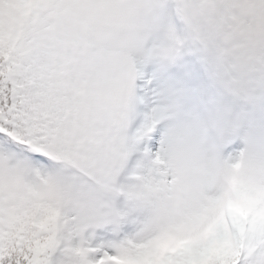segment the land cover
Segmentation results:
<instances>
[{
  "label": "snow or ice",
  "instance_id": "6c2138e0",
  "mask_svg": "<svg viewBox=\"0 0 264 264\" xmlns=\"http://www.w3.org/2000/svg\"><path fill=\"white\" fill-rule=\"evenodd\" d=\"M0 264H264V0H0Z\"/></svg>",
  "mask_w": 264,
  "mask_h": 264
}]
</instances>
